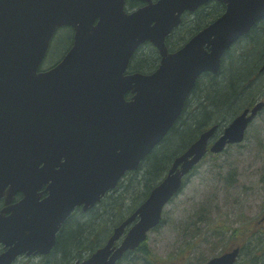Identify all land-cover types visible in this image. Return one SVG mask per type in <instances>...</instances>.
Segmentation results:
<instances>
[{
  "label": "water",
  "instance_id": "95a60500",
  "mask_svg": "<svg viewBox=\"0 0 264 264\" xmlns=\"http://www.w3.org/2000/svg\"><path fill=\"white\" fill-rule=\"evenodd\" d=\"M125 1L0 0V198L6 205L0 243L8 246L0 264L23 253H49L74 207H93L127 169H136L180 115L199 74L217 73L230 45L264 18V0H217L225 3L224 13L168 53L164 39L181 13L209 0H140L146 4L130 13ZM60 26L73 28L72 45L58 64L38 71ZM145 41L158 49L159 67L149 75L124 74ZM263 105L244 108L210 150L241 141ZM215 129L203 131L173 160L103 246L68 264H116L138 247L159 224L183 175L206 152ZM44 185L47 196L40 199ZM18 192L23 196L10 204ZM238 252L230 247L204 264H234Z\"/></svg>",
  "mask_w": 264,
  "mask_h": 264
},
{
  "label": "rangeland",
  "instance_id": "374dc122",
  "mask_svg": "<svg viewBox=\"0 0 264 264\" xmlns=\"http://www.w3.org/2000/svg\"><path fill=\"white\" fill-rule=\"evenodd\" d=\"M213 9H209L210 15ZM214 15L217 16L216 13ZM186 18L184 27L188 30L189 25L195 24L196 15L187 14ZM68 31L65 27L57 30L42 61L46 66L42 65V68L51 66L62 56L70 42ZM260 36L263 37L264 33L261 32ZM257 44L253 45L247 38H241L231 47L232 57L234 54L241 55L246 49L248 53L254 46L256 51L252 50L251 58L246 60L249 65L260 55V46ZM228 61L225 60L228 71L231 68L241 69L245 65L241 62L235 64L234 60V63L229 64ZM261 78L263 81L264 72ZM258 98H264V85L251 103ZM241 106L246 105L241 103ZM143 198L141 193L134 206ZM263 212L264 109L249 125L239 146L232 144L220 153L210 152L196 165L179 193L164 206L163 221L149 231L147 246L159 257L156 264H200L205 258L221 252L238 232L247 231ZM258 237L264 238V232H259ZM135 255L134 252L129 253L119 264H148L137 260ZM256 255L258 263L264 264L262 250L257 251ZM242 257L241 264H246L244 260L249 258L246 251H243ZM41 261L31 258L25 262L42 264Z\"/></svg>",
  "mask_w": 264,
  "mask_h": 264
},
{
  "label": "trees",
  "instance_id": "16d2710c",
  "mask_svg": "<svg viewBox=\"0 0 264 264\" xmlns=\"http://www.w3.org/2000/svg\"><path fill=\"white\" fill-rule=\"evenodd\" d=\"M137 4L133 1L129 5L134 7ZM212 7L219 9L220 5L215 2L208 3L196 10L194 12L196 15L195 24L189 25L188 30L184 27L187 18L182 20V24L169 35L167 40L169 49L177 47L188 34L195 33L210 21L213 16L208 12ZM207 13L208 15H206ZM68 30V36L71 38V30ZM261 32L264 33V20L254 25L245 37L253 45L258 43L257 46H260L259 57H255L253 62L247 65V58H251L252 50L256 51L257 48L253 46L248 53L245 48L244 53L239 56L234 54L233 57L231 53L233 48H230L223 58L218 74L204 73L200 76L196 80L190 97L185 102L180 117L170 128L160 145L149 153L137 170L130 172L95 207L84 212L78 208L71 213L57 233L54 248L49 256L41 261L42 264H62L72 258H83L94 251L102 244L112 227L134 209V205L137 203L136 198L141 193H143V197H146L150 188L167 169L170 160L184 150L202 129L214 123L221 128L228 118L240 110L241 103L246 106L250 105L252 98L259 94L264 85V80L262 81L261 78L263 72H259L264 60V36H260ZM226 59L229 60V64L234 60L235 64L241 62L245 65L241 69L231 70V68L228 71L229 69L225 67ZM157 62L156 50L149 43H144L133 54L130 69L151 71L156 67ZM169 148L173 149L168 151ZM252 240L255 243L253 247L255 252L262 250L264 238H259L255 234ZM134 253L137 260H143L148 264H154V262L156 264L159 261V257L148 248L146 243H142ZM254 257L255 255L252 256L253 263L257 264Z\"/></svg>",
  "mask_w": 264,
  "mask_h": 264
},
{
  "label": "flooded vegetation",
  "instance_id": "af4514ba",
  "mask_svg": "<svg viewBox=\"0 0 264 264\" xmlns=\"http://www.w3.org/2000/svg\"><path fill=\"white\" fill-rule=\"evenodd\" d=\"M21 197V194L18 196V197H15L13 199V202L17 201L19 198ZM5 207V204H4V199L1 198L0 199V211L2 208ZM261 226H264V212L262 213L261 217L258 219L257 223L255 224V229H257L258 231L260 232H264V227H261ZM249 237V235L247 236V238ZM240 239H242V237H240L239 239L238 238H234L233 241H238L240 242ZM8 249V246H5L4 244H1L0 243V254L5 252L6 250ZM262 252L264 253V247L262 248ZM50 254V253H49ZM32 256V255H26V254H20L18 256H16L11 262L10 264H28L27 262L25 261H29L31 258H39V260H45V258L47 256Z\"/></svg>",
  "mask_w": 264,
  "mask_h": 264
},
{
  "label": "bare ground",
  "instance_id": "6f19581e",
  "mask_svg": "<svg viewBox=\"0 0 264 264\" xmlns=\"http://www.w3.org/2000/svg\"><path fill=\"white\" fill-rule=\"evenodd\" d=\"M229 49H230V48H229ZM229 49H228V50H229ZM228 50H227V51H228ZM227 51H226V52H227ZM225 54H226V53H225ZM224 56H225V55H224ZM221 65H222V62H221ZM221 65H220V68H221ZM170 163H171V160H170V162L168 163L167 167L170 165Z\"/></svg>",
  "mask_w": 264,
  "mask_h": 264
}]
</instances>
